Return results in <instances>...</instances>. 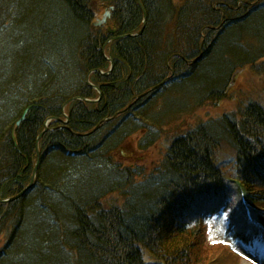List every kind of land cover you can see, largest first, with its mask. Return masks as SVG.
<instances>
[{
  "label": "trees",
  "instance_id": "16d2710c",
  "mask_svg": "<svg viewBox=\"0 0 264 264\" xmlns=\"http://www.w3.org/2000/svg\"><path fill=\"white\" fill-rule=\"evenodd\" d=\"M141 2L147 20L137 35V0H0V199L30 184L37 139L52 119L31 191L0 203V264H157L146 252L158 264H203L207 220L222 213L235 241L264 239L260 102L248 98L170 136L163 164L148 175L116 155L139 130L146 151L175 125L178 116L153 110L177 90L197 84L213 103L239 69L264 81V0ZM97 4L113 8L114 35L93 25ZM106 56L114 63L107 77ZM90 73L101 93L87 84ZM75 97L101 98L74 100L64 115ZM221 141L235 151L231 172L218 157ZM242 195L261 228L247 219ZM225 247L218 257H238Z\"/></svg>",
  "mask_w": 264,
  "mask_h": 264
},
{
  "label": "rangeland",
  "instance_id": "374dc122",
  "mask_svg": "<svg viewBox=\"0 0 264 264\" xmlns=\"http://www.w3.org/2000/svg\"><path fill=\"white\" fill-rule=\"evenodd\" d=\"M108 9L109 8L102 9L100 5L97 4L94 22L97 23V20H100ZM197 61H199V59ZM239 70L240 71L236 73L235 79L232 80V86L227 91V98H223L220 101L218 100L210 103L203 100L204 96H199V88L196 84L186 89L183 88L181 91L177 90L176 92H178V94L169 96L165 100L166 102L163 101L161 104L159 102L156 103L154 107L155 110H153L156 111L155 117H158L159 112H163L165 118L178 116L175 125L162 128V132L156 144L146 151L140 148V143L144 139L146 131L139 130L131 135L124 144L118 148L116 152L117 159L122 162L123 165L138 167L143 171L144 175H148L163 164L170 136L185 131L200 121L216 118L226 112L238 110V105H242L240 102L244 103L248 98L254 99L264 106L263 78H259L260 76L251 72L248 67ZM182 104H184V108L186 106H188V108L184 111L174 110L176 106L181 107ZM153 115L151 114V117ZM107 119L110 120L112 118L109 117ZM217 151L223 168L231 172L235 160L234 149H232L227 142L221 141ZM207 241L209 242L207 243V249L201 255V257H203V264H264V244H258L254 251H247L241 245L235 244L233 246L242 255L241 258L232 257L227 254L223 255L221 258L218 257L220 252L226 251L224 245L231 244L232 242L226 232V219L224 216L210 221ZM4 243L5 239H1L0 247H2ZM145 258L150 263H154L155 261L154 258L150 257L148 252H146Z\"/></svg>",
  "mask_w": 264,
  "mask_h": 264
},
{
  "label": "water",
  "instance_id": "95a60500",
  "mask_svg": "<svg viewBox=\"0 0 264 264\" xmlns=\"http://www.w3.org/2000/svg\"><path fill=\"white\" fill-rule=\"evenodd\" d=\"M138 1H139V3H140V0H138ZM140 6H141V5H140ZM142 8H143V7H142ZM144 18L146 19V15H145V14H144ZM141 33H142V31L140 32V34H141ZM87 83L90 84L89 78H87ZM70 101H72V100H70ZM70 101H69V102H70ZM69 102H67V103L64 105V108L68 105ZM29 109H30V107L27 108V109L24 111L22 118H21V119L18 121V123H17L18 125H20V123H21L22 121L25 120V117H26V115H27ZM39 139H40V138H38V140H37V148H38V142H39ZM38 156H39V152H38ZM39 166H40V162H39V159H38L37 165H36V167H35V169H34V175H33V177H32V181H31L30 185H29L27 188H25V189L23 190V192H22L20 195H18L16 198L9 199V200H1V199H0V203L11 202V201H14V200H16V199H19L20 197H22V196L25 195V194H28V193L31 191V189H32V187H33V185H34L35 178H36V174H37V172H38Z\"/></svg>",
  "mask_w": 264,
  "mask_h": 264
},
{
  "label": "bare ground",
  "instance_id": "6f19581e",
  "mask_svg": "<svg viewBox=\"0 0 264 264\" xmlns=\"http://www.w3.org/2000/svg\"><path fill=\"white\" fill-rule=\"evenodd\" d=\"M215 8H217V5H216V7H215ZM241 70H242V69H241ZM140 98H141V97H140ZM140 98H139V99H140ZM107 120H108V119H107ZM107 120H106V121H107ZM108 121H109V120H108Z\"/></svg>",
  "mask_w": 264,
  "mask_h": 264
}]
</instances>
